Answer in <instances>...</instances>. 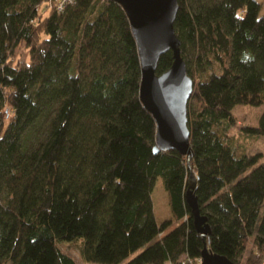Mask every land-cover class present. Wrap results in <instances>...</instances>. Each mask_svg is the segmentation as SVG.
Returning a JSON list of instances; mask_svg holds the SVG:
<instances>
[{"label": "trees", "instance_id": "obj_1", "mask_svg": "<svg viewBox=\"0 0 264 264\" xmlns=\"http://www.w3.org/2000/svg\"><path fill=\"white\" fill-rule=\"evenodd\" d=\"M44 1L0 0V264H78L58 244L78 237L91 262L193 264L208 246L258 264L264 155L241 152L231 130L264 136V111L256 125L233 112L264 104L262 3L179 0L175 29L195 80L188 162L177 149L154 151L156 121L140 97L123 6L76 0L45 11ZM173 60L163 53L157 71ZM192 173L211 225L205 236L186 199ZM159 176L172 211L163 221L152 199Z\"/></svg>", "mask_w": 264, "mask_h": 264}, {"label": "water", "instance_id": "obj_2", "mask_svg": "<svg viewBox=\"0 0 264 264\" xmlns=\"http://www.w3.org/2000/svg\"><path fill=\"white\" fill-rule=\"evenodd\" d=\"M125 9L137 41L142 81L140 97L156 121L154 151L177 149L192 157L188 102L194 92L195 80L188 73L182 55L181 38L175 29L179 0H114ZM172 50L174 60L169 68L158 72L161 55ZM186 191L194 223L203 236L211 231L208 216L202 213L192 173ZM203 264H239L208 246L202 250Z\"/></svg>", "mask_w": 264, "mask_h": 264}, {"label": "rangeland", "instance_id": "obj_3", "mask_svg": "<svg viewBox=\"0 0 264 264\" xmlns=\"http://www.w3.org/2000/svg\"><path fill=\"white\" fill-rule=\"evenodd\" d=\"M262 3V9L260 14H264V0H258ZM187 58L196 61V53L193 49H189ZM264 111V104L252 105L245 103H238L234 106L233 112L238 118V122L241 124L256 125L259 122L260 116ZM231 133L235 136V139L239 142L241 152L255 153L262 152L264 155V136L251 138L244 134H240L238 125L233 127ZM234 144V143H233ZM235 145V144H234ZM236 146V145H235ZM264 159V158H263ZM152 199L154 204V213L158 221H163L172 214L171 206L168 198V191L166 190L163 182V178L159 176L156 180L155 186L152 190ZM177 222H173L168 229L173 228ZM59 246L70 253L78 264H109L102 262H91L85 259L83 255V237H78L72 240H59ZM142 248L132 253L130 257L141 251ZM249 251H246V254ZM7 264H11L8 262ZM165 264H170L166 262Z\"/></svg>", "mask_w": 264, "mask_h": 264}, {"label": "built area", "instance_id": "obj_4", "mask_svg": "<svg viewBox=\"0 0 264 264\" xmlns=\"http://www.w3.org/2000/svg\"><path fill=\"white\" fill-rule=\"evenodd\" d=\"M75 1L76 0H45L42 3V6L45 11H48V10L62 11L65 9L66 6L74 3ZM193 264H202V258L199 259L198 263H193ZM258 264H264V256Z\"/></svg>", "mask_w": 264, "mask_h": 264}]
</instances>
